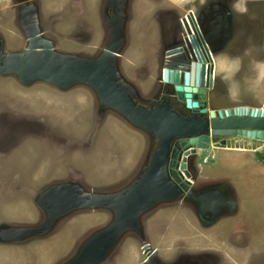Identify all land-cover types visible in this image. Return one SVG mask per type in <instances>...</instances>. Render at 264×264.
Returning <instances> with one entry per match:
<instances>
[{"label":"rangeland","instance_id":"obj_1","mask_svg":"<svg viewBox=\"0 0 264 264\" xmlns=\"http://www.w3.org/2000/svg\"><path fill=\"white\" fill-rule=\"evenodd\" d=\"M239 1L238 7L262 3L249 6L255 10L249 17L264 24V0ZM105 2L40 0L46 37L56 41L58 52L81 57L103 53L110 37ZM188 5L189 0H130L120 70L144 100H151L161 85L167 52L183 40L178 17L171 12L182 17ZM0 36L7 54L23 51L28 43L17 0H0ZM232 61L219 60L224 69L218 87L215 82L206 96L210 108H234L260 95L264 99V70L259 77L250 65L242 63L238 70ZM151 147L148 134L113 111L101 113L97 95L87 86L66 91L43 82L25 86L15 76L0 74V226L42 224L45 214L37 200L54 185L76 183L100 194L124 189L145 165ZM226 147L230 152L203 151L188 160L186 177L196 192L221 185L232 198L238 195L240 205L229 202L230 215L209 227L185 203L162 204L143 218L145 238L127 234L102 264H145L144 241L160 264H189L196 258L195 264H264V142L237 137ZM230 153L239 158L227 161ZM212 155L215 159L204 164ZM113 218L104 209L76 211L44 238L0 242V264H66Z\"/></svg>","mask_w":264,"mask_h":264},{"label":"water","instance_id":"obj_2","mask_svg":"<svg viewBox=\"0 0 264 264\" xmlns=\"http://www.w3.org/2000/svg\"><path fill=\"white\" fill-rule=\"evenodd\" d=\"M19 2L28 45L23 51L7 54L0 37V74L15 76L25 86L43 82L64 91L78 85L87 86L97 95L101 113L113 111L148 134L152 148L141 171L124 189L100 194L88 192L76 183L54 185L37 200L45 221L28 227L3 225L0 241L17 243L44 238L54 232L62 219L76 211L109 210L114 215L110 225L89 238L66 263L102 264L127 234L136 233L144 239L143 218L162 204L185 203L193 198L196 206L202 207L203 214L212 211V223H215L224 213L220 204L232 198L226 194L225 198L217 199L214 195L217 191L193 196L194 192L186 188L192 183L184 176L188 173L187 157L226 145L228 137L264 142V109L237 106L210 111L208 105L201 102V97L214 88L216 64L195 16L189 17L195 33L184 30V36L186 39H189L188 34L191 36L188 46L198 45L196 42L200 39L204 54L192 47L190 53L196 58L203 57L204 61L192 64L187 45L179 44L167 52L160 80V84L174 94L173 99L183 106L178 109L172 105L171 97H163L162 101L144 100L121 73L120 58L127 45L130 0H106L104 11L110 37L98 57L58 52L54 42L39 28L38 9H29L28 0ZM180 141L187 146L184 158L181 155L182 159L177 162L174 147ZM180 165L184 174L176 173ZM148 249L146 244L145 250Z\"/></svg>","mask_w":264,"mask_h":264},{"label":"flooded vegetation","instance_id":"obj_3","mask_svg":"<svg viewBox=\"0 0 264 264\" xmlns=\"http://www.w3.org/2000/svg\"><path fill=\"white\" fill-rule=\"evenodd\" d=\"M231 1H234V0H231ZM231 1L227 2L226 0H189L188 9H187V12L185 15H183L181 17L180 15H177L175 10L171 12L176 17H178V22H179V25L181 28V33L183 36H184V32H183L184 29L182 26V22H183L182 20H186L188 17H190L191 14H193L195 16L196 21L198 23V27H199L202 35H203V38L207 42L208 46L210 47V51L212 52V55L214 58V63L216 64V66H217L218 60L220 58L228 57V59H230L228 55L221 54L222 52H231L233 55H235L239 52V49L242 45L237 43V42H234L228 49H226V46L229 45V42L233 39L234 35L240 30V28L235 29V26H237V24H240V26H241V22H246L248 20L249 12H251V13L255 12L254 8L249 7V6H252L254 4H256V5L261 4L262 5V3H260V2L251 1L246 6L238 7V4L240 2L239 0L237 2H233V3ZM19 3H20L19 0H17V6H18V12H19V24H20L21 30L24 32L25 37L27 38L26 31L24 30V28L22 26V15H21ZM234 6H236V9ZM27 7L29 9H32V10L35 8L38 9L39 28H40V30H42L44 36L46 37L47 36L46 33L48 32L47 31L48 27L46 28V26L44 25L45 23L42 20L41 11H40L41 10L40 0H28ZM29 11H31V10H29ZM257 28L261 31H264V24H262L259 21ZM188 30H190V32L193 33L192 26L189 27ZM50 39L54 42V45L56 46L57 45L56 41L53 38H50ZM185 43L186 42L184 41V37H183V40H181V43H178V45L179 44H185ZM27 44L28 43L26 42V46H27ZM196 44H198V45L188 46V44H186L188 49H189V54L192 57L191 58L192 64H194V63L198 64L199 62L204 61L203 57L202 58H199V57L196 58V56L193 57L191 54L193 52V50L196 48H199L200 52L202 54H204V49L200 48V47H202L200 39H197ZM0 45H1V41H0ZM4 46H5V42H4ZM26 46H25V48H26ZM191 47L193 50H191ZM260 58L264 59V57H260ZM231 63H233V61ZM249 65H250L249 62H247V61L243 62V67L249 66ZM249 67H251V66H249ZM163 71H164V69H163ZM206 96H207V94L201 97V100H202L201 102L206 103L208 105V109L210 111L214 110V108H210ZM163 97H167V98L171 97L172 105L178 109H183V106L181 104H179L176 99H173L174 94H172V92H170L169 89L160 85V87L157 90L156 94L154 95L153 99L158 100V101H162ZM235 138H237V137L226 138L227 144L221 145V146L226 147L230 143V141L235 139ZM186 146H187V143L184 141L176 142L175 147H174V156H175L174 159H175V161L178 162L180 159L184 158V153L186 152V150H185ZM151 148L149 149L148 155L150 153ZM181 155H182V158H180ZM194 157H196V156L189 155L187 158H188V160H190ZM191 168H193V165L191 166ZM193 187L192 186H186V188L188 190H190V189L192 190ZM192 191L194 192L193 196H196L199 193V192H196L194 190H192ZM214 191H217V192L214 194ZM200 193H202L204 195L206 193H212L217 197V199L219 197L221 199L225 198L226 194H228V196L230 195L229 194V188L223 187L221 185H220V187L213 189V191H211V189H210V191L209 190L204 191V192L201 191ZM228 198H227V201L225 203L220 204V206L222 207V212H224L223 214L226 213V216L230 215L229 212H226L227 207L229 205V202L231 205L234 204V203H232L233 198L230 197V198H232L230 200H228ZM217 199L214 198V200H217ZM207 201H209V199H207ZM195 203H196V201H194V199L192 198V199H189L188 202H185L184 205L191 206V209L197 215V217L200 219L202 224H203V222L207 223V224H212V220L214 218V214L212 213V211L203 214L202 207H197ZM226 216L223 215L222 217L225 218ZM205 218H207V220ZM3 225H8V224H3ZM3 225H1V226H3ZM14 227H24V226H14ZM0 242L3 243L2 241H0ZM17 243H24V242H17ZM17 243H3V244L12 245V244H17ZM145 243L146 242L144 241V245H145ZM185 254L187 256H189L190 254L193 255L192 253H185ZM144 255L148 257V261L144 262L145 264H160V262L157 260V256L155 255L153 250H150L148 253H145V251H144ZM196 259L191 260L189 264H195L197 261ZM206 264H210L209 261Z\"/></svg>","mask_w":264,"mask_h":264},{"label":"clouds","instance_id":"obj_4","mask_svg":"<svg viewBox=\"0 0 264 264\" xmlns=\"http://www.w3.org/2000/svg\"><path fill=\"white\" fill-rule=\"evenodd\" d=\"M182 21H183V23H182L183 29L185 31H188L189 26L185 25L186 26V29H185L184 28L185 20H182ZM258 24H259V18L256 16H251L248 18V20L246 22H241L240 30L234 35L233 39L229 42V45L226 46V49H228L234 42H237V43L242 45L239 49V52L235 55H233L231 52H222L221 53L224 55H228L229 58L232 59L237 64L238 70H239V66L245 60H247L249 62L251 68L254 71L259 72L261 70H264V59L260 58V57H264V31H261L257 28ZM190 25H191V23H190ZM183 37H184V41L186 42L185 44H188L187 40L192 42L191 36L189 34H188L189 39H186L185 36H183ZM213 149L214 148H212V150ZM212 156H214V155H212ZM208 157H210V156H208ZM187 162H188V160H187ZM204 164H206V163H204ZM187 169H188V163H187ZM179 172H182V173L184 172L181 168V165L179 166L178 172L176 171V173L179 174ZM184 176L186 179L191 181V179L187 178L185 174H184ZM226 212H228V211H226ZM223 215H226V213L222 214V216ZM222 216L214 224L219 222L220 219L223 218ZM212 225H213V223L209 224V226H212ZM150 250H152V249L145 250V253H148ZM154 253H156V252L154 251Z\"/></svg>","mask_w":264,"mask_h":264},{"label":"crops","instance_id":"obj_5","mask_svg":"<svg viewBox=\"0 0 264 264\" xmlns=\"http://www.w3.org/2000/svg\"><path fill=\"white\" fill-rule=\"evenodd\" d=\"M220 60V59H219ZM219 60H218V66H216V68H215V74H216V79H215V82H216V87H218L217 86V82L219 81V83H220V80H219V78L217 77L218 76V74L221 72V70L222 69H224V65H223V63L220 65V63H219ZM226 66V65H225ZM227 68V67H226ZM228 69V68H227ZM257 74H258V76H259V74H262V72L261 71H259V72H257ZM256 74V75H257ZM260 77V76H259ZM218 80V81H217ZM235 90V87H233V89H232V92ZM256 95L257 94H255V96H254V98L256 97ZM235 104H237V106H244V107H250V108H257V109H264V99H263V97H262V95H260V96H258V97H256L254 100H253V103H245V102H242V103H235ZM223 109H227V108H223ZM214 110H217V109H214ZM213 150H215V151H224V153H227L228 151L230 152V149L228 148V147H220L219 146V148H216V146H215V148L213 149ZM232 151H234V150H232ZM149 152V151H148ZM148 153L146 152L145 153V155H147ZM198 154H200V153H198ZM233 157H230V156H227L226 155V157H227V161H229V162H231L233 159H235V157H237V158H239V156L238 155H234V154H232V153H230ZM222 155L224 156V154L222 153ZM233 161H235V160H233ZM230 191V190H229ZM230 196L232 197V195H231V193H230ZM236 197H237V199H236ZM237 202V205H240V203H239V201H238V195H235V197H233V200H232V203H236ZM222 220V219H221ZM169 222H170V220H169ZM214 225V224H213ZM212 225V226H213ZM210 227V226H209ZM170 231V230H169ZM181 233H179L178 235H180ZM177 235V236H178ZM185 236V235H184ZM184 236H182V237H184ZM12 257V256H11ZM23 264H25V263H23Z\"/></svg>","mask_w":264,"mask_h":264},{"label":"built area","instance_id":"obj_6","mask_svg":"<svg viewBox=\"0 0 264 264\" xmlns=\"http://www.w3.org/2000/svg\"><path fill=\"white\" fill-rule=\"evenodd\" d=\"M211 159L213 160V159H215V157L212 156L211 158L210 157L205 158L204 163L207 164L208 162H210Z\"/></svg>","mask_w":264,"mask_h":264},{"label":"bare ground","instance_id":"obj_7","mask_svg":"<svg viewBox=\"0 0 264 264\" xmlns=\"http://www.w3.org/2000/svg\"><path fill=\"white\" fill-rule=\"evenodd\" d=\"M182 23H183V22H182ZM185 23H186V26H187V24L189 23V27H191V25H190L191 22H190V20H189V17H188V22L185 21ZM186 26H185V24H184V28H185V29H186ZM190 30H191V29H190ZM193 32H194V31H193Z\"/></svg>","mask_w":264,"mask_h":264},{"label":"trees","instance_id":"obj_8","mask_svg":"<svg viewBox=\"0 0 264 264\" xmlns=\"http://www.w3.org/2000/svg\"><path fill=\"white\" fill-rule=\"evenodd\" d=\"M261 158H264L263 155H261ZM264 160V159H263Z\"/></svg>","mask_w":264,"mask_h":264},{"label":"snow or ice","instance_id":"obj_9","mask_svg":"<svg viewBox=\"0 0 264 264\" xmlns=\"http://www.w3.org/2000/svg\"><path fill=\"white\" fill-rule=\"evenodd\" d=\"M0 231H2V229H0Z\"/></svg>","mask_w":264,"mask_h":264}]
</instances>
